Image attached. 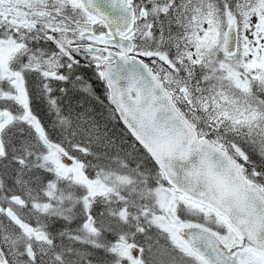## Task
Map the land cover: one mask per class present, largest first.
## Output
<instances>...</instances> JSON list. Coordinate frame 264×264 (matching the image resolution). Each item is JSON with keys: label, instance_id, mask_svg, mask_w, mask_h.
<instances>
[{"label": "snow or ice", "instance_id": "1", "mask_svg": "<svg viewBox=\"0 0 264 264\" xmlns=\"http://www.w3.org/2000/svg\"><path fill=\"white\" fill-rule=\"evenodd\" d=\"M0 264H264V0H0Z\"/></svg>", "mask_w": 264, "mask_h": 264}]
</instances>
